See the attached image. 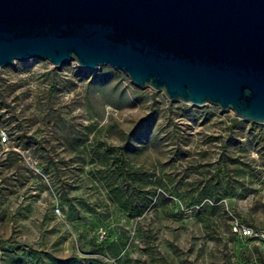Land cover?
Instances as JSON below:
<instances>
[{
    "label": "rangeland",
    "instance_id": "374dc122",
    "mask_svg": "<svg viewBox=\"0 0 264 264\" xmlns=\"http://www.w3.org/2000/svg\"><path fill=\"white\" fill-rule=\"evenodd\" d=\"M2 133L0 264H264L236 233L264 229V123L31 59L0 69Z\"/></svg>",
    "mask_w": 264,
    "mask_h": 264
},
{
    "label": "water",
    "instance_id": "95a60500",
    "mask_svg": "<svg viewBox=\"0 0 264 264\" xmlns=\"http://www.w3.org/2000/svg\"><path fill=\"white\" fill-rule=\"evenodd\" d=\"M31 59L264 123V0H0V69Z\"/></svg>",
    "mask_w": 264,
    "mask_h": 264
},
{
    "label": "built area",
    "instance_id": "2783aa9c",
    "mask_svg": "<svg viewBox=\"0 0 264 264\" xmlns=\"http://www.w3.org/2000/svg\"><path fill=\"white\" fill-rule=\"evenodd\" d=\"M6 140V135L2 133L0 136V144H5ZM55 211L57 213L59 212L58 209ZM236 233L241 240L258 248L264 256V229H253L244 225H237Z\"/></svg>",
    "mask_w": 264,
    "mask_h": 264
},
{
    "label": "trees",
    "instance_id": "16d2710c",
    "mask_svg": "<svg viewBox=\"0 0 264 264\" xmlns=\"http://www.w3.org/2000/svg\"><path fill=\"white\" fill-rule=\"evenodd\" d=\"M111 194L114 196V201L119 207L125 211H131L129 201L125 199L124 194L121 190L111 189ZM209 197H211V193H209ZM145 208L140 210V213H143Z\"/></svg>",
    "mask_w": 264,
    "mask_h": 264
}]
</instances>
